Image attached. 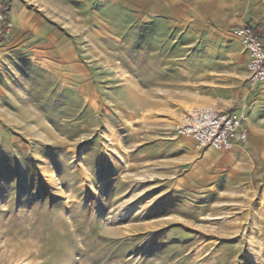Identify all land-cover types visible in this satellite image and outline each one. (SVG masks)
Wrapping results in <instances>:
<instances>
[{
    "label": "rangeland",
    "instance_id": "rangeland-1",
    "mask_svg": "<svg viewBox=\"0 0 264 264\" xmlns=\"http://www.w3.org/2000/svg\"><path fill=\"white\" fill-rule=\"evenodd\" d=\"M0 264H264V0H2ZM247 142L196 152L193 108Z\"/></svg>",
    "mask_w": 264,
    "mask_h": 264
},
{
    "label": "built area",
    "instance_id": "built-area-1",
    "mask_svg": "<svg viewBox=\"0 0 264 264\" xmlns=\"http://www.w3.org/2000/svg\"><path fill=\"white\" fill-rule=\"evenodd\" d=\"M11 28L0 0V39L10 35ZM232 35L248 55L249 88L264 85V43L260 35L249 25L234 28ZM247 122L248 116L243 108L219 110L201 106L184 112L177 118L175 133L178 137L190 140L196 152H229L247 142Z\"/></svg>",
    "mask_w": 264,
    "mask_h": 264
},
{
    "label": "crops",
    "instance_id": "crops-1",
    "mask_svg": "<svg viewBox=\"0 0 264 264\" xmlns=\"http://www.w3.org/2000/svg\"><path fill=\"white\" fill-rule=\"evenodd\" d=\"M250 26L254 27L256 29V31L258 32V34L260 35L263 43H264V26L261 25L260 23H254V24H251ZM247 85V91H248V94H251V93H256V91L261 87V86H264V85H257L256 87L254 88H249L248 84Z\"/></svg>",
    "mask_w": 264,
    "mask_h": 264
}]
</instances>
